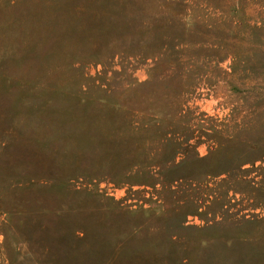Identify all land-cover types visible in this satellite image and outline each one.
<instances>
[{"label":"rangeland","instance_id":"374dc122","mask_svg":"<svg viewBox=\"0 0 264 264\" xmlns=\"http://www.w3.org/2000/svg\"><path fill=\"white\" fill-rule=\"evenodd\" d=\"M0 264H264V0H0Z\"/></svg>","mask_w":264,"mask_h":264}]
</instances>
